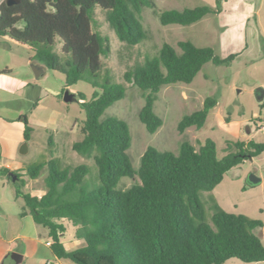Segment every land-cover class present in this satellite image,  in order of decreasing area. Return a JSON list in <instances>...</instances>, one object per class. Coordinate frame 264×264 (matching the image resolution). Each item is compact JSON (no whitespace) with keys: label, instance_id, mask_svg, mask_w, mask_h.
Instances as JSON below:
<instances>
[{"label":"trees","instance_id":"1","mask_svg":"<svg viewBox=\"0 0 264 264\" xmlns=\"http://www.w3.org/2000/svg\"><path fill=\"white\" fill-rule=\"evenodd\" d=\"M145 8L161 25L186 26L211 13L206 6L160 11L153 0H0V37L28 47L34 63L64 76L65 87L85 82L96 90L88 102L76 93L85 119L79 128L82 139L72 150L90 163L72 166L56 156L49 131L47 161L24 165L23 174L13 172L21 186L22 177L36 181L43 176L42 194L16 188L15 195L50 240L55 258L73 264H224L231 258L263 264L264 244L258 235L263 223L225 212L213 197L203 202L201 196L230 169L264 152V143L226 141L218 150L211 138L198 149L182 140L176 153L148 146L134 168L129 126L105 115L125 98V84L131 85L144 99L138 119L154 134L163 124L154 112L163 86L190 84L206 63L229 65L235 58L222 59L211 48L189 41H179L177 52L163 42L154 56L128 66L122 82L114 81L102 61L111 53L110 41L101 33L95 10L103 12L108 28L128 50L148 39L141 22ZM215 106L214 97L205 98L199 110L181 117L178 132L202 128ZM23 119L27 142L31 129ZM9 173L0 169V177L12 181ZM123 178L137 181L121 189ZM64 221L83 246L64 248Z\"/></svg>","mask_w":264,"mask_h":264},{"label":"rangeland","instance_id":"2","mask_svg":"<svg viewBox=\"0 0 264 264\" xmlns=\"http://www.w3.org/2000/svg\"><path fill=\"white\" fill-rule=\"evenodd\" d=\"M153 1L160 11L169 9L182 11L186 8L206 6L211 9V13L186 26L161 25L154 12L145 8L141 14V22L148 31V39L126 50L108 28L103 12L96 9L101 33L109 38L111 45L110 55L102 61L114 81L122 82V74L128 66L142 61L146 56H154L163 42L173 46L177 52L179 41H189L199 48H211L222 59L231 55H235V58L229 65L216 66L210 62L206 63L190 84L176 83L163 86L154 103V112L162 119L163 124L154 134H149L138 119V112L144 105L142 92L125 84V98L109 107L105 115L116 116L129 126L131 146L128 154L134 168L148 146L176 153L182 140L189 141L198 149L205 138H211L218 150L224 149L226 141L236 139L264 143V131L258 129L264 125V97L258 101L255 95L257 88L264 89V0ZM12 47L20 51L24 49L22 46ZM23 51L28 53L25 49ZM0 61L1 64L5 61L12 66L15 74L21 72L22 62L24 67H27L22 54L13 49H6L2 45ZM29 67L31 68V65ZM36 79L35 77L34 83L38 88L34 87L33 92L39 94L42 106L35 109L32 115L28 114L35 133L48 129L55 134L71 131L78 134L76 130L85 119L84 111L79 104L81 100L64 103L60 94L66 90L74 94L79 93L85 97V102H88L96 90L85 82L65 87L64 76L52 70H47L38 80ZM207 97H214L216 106L210 111L204 126L200 129L190 127L179 133L177 124L181 117L199 110ZM239 124H242L241 131H244L238 138L232 136L234 134L232 127ZM71 141L69 136H64L58 142L54 140L55 155L63 157L65 162L72 166L80 162L89 164L90 161L71 151ZM250 175L259 181L250 185L248 182ZM42 178L43 176H40L36 181H31L22 177L21 179L25 181L23 186L19 181L12 183L6 180L5 185L8 189L18 188L22 192H25L26 186V191L39 194ZM136 181V178H123L119 188L126 189ZM209 197H213L225 212L241 214L259 220L264 225V152L230 169L211 192L202 193L201 199L205 202ZM72 234V226L66 224V232L60 238L61 241L66 243L72 239ZM258 235L264 244V227L258 231ZM224 264L243 263L231 258Z\"/></svg>","mask_w":264,"mask_h":264},{"label":"crops","instance_id":"3","mask_svg":"<svg viewBox=\"0 0 264 264\" xmlns=\"http://www.w3.org/2000/svg\"><path fill=\"white\" fill-rule=\"evenodd\" d=\"M0 45L22 54L23 60H25L27 65L25 68L24 62H22L21 72L15 74L12 66L5 61L2 64L0 63V169H7L10 173L17 172L22 174L24 165H36L47 161L46 144L49 130L44 129L35 133L33 124L28 116V114L32 115L35 109L42 106L39 94L33 92L34 87L38 88V85L34 83L35 76L29 67L33 63V53L25 46H22V48L27 50L28 53H25L24 49L20 51L13 48L12 46L21 45L16 44L7 37H0ZM47 92L48 90L46 89ZM23 118L26 119L28 127L31 129L30 138L27 142L23 138L25 129ZM242 128V124L232 127L234 133L232 136L239 138L244 131H241ZM76 131H78V134L72 131L70 133L61 132L57 134L52 132L53 140L58 142L64 136H69L72 140L70 143L71 151L78 155L72 150L73 143L82 139L79 129ZM24 143L27 145L26 150L21 153L20 150ZM79 164H84V162L76 165ZM6 180L7 178L0 177V264H12L13 262L10 260L12 252L21 254L23 257L22 263L25 262L26 264H73L69 260L55 258L49 246L46 245V242L50 240L44 237V231L35 225L31 215L24 213V203L20 198L16 197L15 188L8 189L5 185ZM11 182L14 183V181ZM26 188L25 186L24 193L28 192ZM39 191V194H31L40 196L42 194L41 188ZM66 224L69 223L64 221L65 228ZM62 244L67 251L83 246V242L76 240L73 234L72 239L66 243L62 242ZM9 260L10 263H8Z\"/></svg>","mask_w":264,"mask_h":264},{"label":"water","instance_id":"4","mask_svg":"<svg viewBox=\"0 0 264 264\" xmlns=\"http://www.w3.org/2000/svg\"><path fill=\"white\" fill-rule=\"evenodd\" d=\"M31 69H32V72L36 78H39L44 71H47L46 68H44L41 65L34 63V62L31 64ZM255 95H256L257 100L260 101L264 97V89L261 87L257 88L255 90ZM62 100L64 103H71V102H77L78 98H77L76 94L71 93L68 90H66L63 93ZM26 146H27L26 143H24L22 145L21 150H20L21 153L25 152ZM8 175L12 178L13 181L16 180V176L13 173H9ZM258 181L259 180L256 179L253 175H250L248 177V182L250 185H253ZM22 259H23L22 255L17 253V252H12L10 254V260H11V262H13L12 264H21Z\"/></svg>","mask_w":264,"mask_h":264},{"label":"built area","instance_id":"5","mask_svg":"<svg viewBox=\"0 0 264 264\" xmlns=\"http://www.w3.org/2000/svg\"><path fill=\"white\" fill-rule=\"evenodd\" d=\"M258 129H260V130H263V131H264V125H262V126L258 127ZM50 244H51V242H50V241H47V242H46V245H47V246H50Z\"/></svg>","mask_w":264,"mask_h":264}]
</instances>
